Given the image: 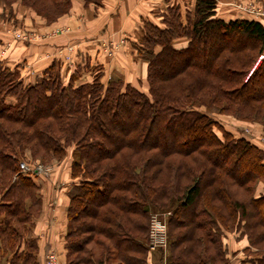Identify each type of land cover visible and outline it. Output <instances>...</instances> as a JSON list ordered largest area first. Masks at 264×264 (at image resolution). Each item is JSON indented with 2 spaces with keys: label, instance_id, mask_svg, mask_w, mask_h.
Instances as JSON below:
<instances>
[{
  "label": "trees",
  "instance_id": "trees-1",
  "mask_svg": "<svg viewBox=\"0 0 264 264\" xmlns=\"http://www.w3.org/2000/svg\"><path fill=\"white\" fill-rule=\"evenodd\" d=\"M18 1L46 24L72 7ZM216 7L179 0L142 19L131 46L146 92L95 62L67 76L52 59L26 81L22 63L0 61L1 261L39 264L42 195L19 161L59 163L71 146L60 264H148L153 212H169L156 264H229L238 252L240 264H264V149L199 109L264 128V23Z\"/></svg>",
  "mask_w": 264,
  "mask_h": 264
},
{
  "label": "crops",
  "instance_id": "crops-1",
  "mask_svg": "<svg viewBox=\"0 0 264 264\" xmlns=\"http://www.w3.org/2000/svg\"><path fill=\"white\" fill-rule=\"evenodd\" d=\"M171 1L174 0H103L102 6L96 8L92 5H82V0H72L69 12L50 24L44 23V20L39 16L24 17L22 14H17L18 19L21 18L25 21L23 23L25 30L32 33L46 35L53 28L62 26H69L70 32L45 36L32 42L17 41L15 44V40L4 35V38H0V61L11 67L22 63L21 75L26 81H30L52 59L58 61L60 65L62 64L61 71L63 70L68 76L75 63L78 64L77 59L74 57V61L70 65L63 64L60 61L58 50L67 44H72L75 50L84 52V60L101 64L105 72H109L110 78L117 75L116 72L119 71L117 69L120 67L121 70H124L122 73H125L123 74L125 82L138 85L139 73H142L144 78V63H141L140 66L130 65L129 70L122 69V65H119L122 62L118 59L119 56L108 60L107 63V58H104V54L100 51L99 42L104 39L115 42L123 40L115 54L125 53L132 40L134 41L139 34L142 19L157 22L158 17L155 15V10H164ZM240 5L251 7L254 10L259 9L262 13L257 15L255 12L241 8ZM216 11L220 17L226 20L248 18L260 19L264 23V0H217ZM1 27L4 28V26ZM6 27L7 24L4 29H7ZM2 28H0V33H2ZM101 55L103 56L101 57ZM90 79L91 75L86 71L80 73L76 82H85ZM261 148L264 149V147ZM64 180L67 183L62 180L61 186L57 189L52 188V185L47 181L42 183L37 181L42 195V210L34 221L33 236L38 245L39 264H44L45 254L49 250L57 251L60 258L63 259L62 237L65 231V209L68 202V198H66L67 175ZM147 263L150 264L149 261ZM0 264L6 263L0 260Z\"/></svg>",
  "mask_w": 264,
  "mask_h": 264
},
{
  "label": "rangeland",
  "instance_id": "rangeland-1",
  "mask_svg": "<svg viewBox=\"0 0 264 264\" xmlns=\"http://www.w3.org/2000/svg\"><path fill=\"white\" fill-rule=\"evenodd\" d=\"M177 1L178 0L171 1L169 3V5L173 4V3L176 4ZM179 4H180V2H179ZM160 11L161 10H155V14H157ZM17 14L18 15L22 14V15H24V17H27V16L32 17L35 15L31 10H29V8L21 5L18 0L15 1L10 8L9 7H3V3H2V1H0V25L4 26V28H5V24H7V27H6L7 29H4L0 26V28H2L1 29L2 33H0V38H2V37L4 38V35H6L7 38L10 37L11 40H13V33L12 32L15 29L27 31V30H25V26L23 24L25 21H23V19H21V18L18 19L19 16L17 18ZM27 32H30V31H27ZM135 36H134V38H135ZM17 41H19V40L15 39L14 44ZM83 54H84V52L82 53L78 49L76 50L74 57H75V59H77L78 65L79 64L83 65L86 61V60H84L85 57L83 56ZM102 56L103 55H101V57ZM118 56H119L118 59L122 60V62H121L122 64L120 63L119 65L120 66L122 65L121 66L122 69L124 68L125 70L126 69L129 70L130 65L140 66L141 63H143L142 60L140 58H138L136 52L134 51V48L131 45L128 47V50H125V53L124 52L116 53V54L114 53L110 56L104 55V58L105 57L107 58V63H108V60H111L112 58H115ZM126 58H127V60H126ZM76 65L77 64L75 63V66ZM79 70L81 71L82 68ZM117 70H119V71L116 72L117 75H115V77H121L122 79L124 78V80H125V76L123 75L125 73L124 72L122 73V71H124V70H121L120 67ZM62 72H64V71L62 70ZM91 72L93 74L95 72V70H92ZM108 73L109 72H106V78H108ZM121 73H122V75H121ZM139 76H140V78L138 79V85L142 91L146 92L147 87H146V83H143L144 78L142 76V73H139ZM111 78H113V77H111ZM108 79H110V78H108ZM199 109L207 112V114L210 115L213 119H215L221 126H223L224 129L231 131L235 136H244V137L252 140V142L258 144L259 147H264V144L261 140V138L264 136V128H262L261 125L256 124V123L238 121V120H236L230 116L218 114L214 110H207L204 107H199ZM218 134H219V132H218ZM71 159H72V147L70 146L67 149V156L59 163H57V162H50V163L36 162V163L30 164V163H27L25 161L24 162L30 166H33L35 164H42L46 168L49 167L50 169H48L47 171L43 170L44 172H41V173H37V172L33 171L32 173H34V177H35L36 182L39 181V183H42L43 181H47L48 183H50V185H52V188L57 189V188H59V186H61L60 182L62 180L65 181L64 179H65L66 175H67L68 183L70 181L69 164H70ZM65 183H67V182L65 181ZM153 213H160V212H153ZM153 213H151V215ZM163 213H167V212H163ZM166 248H167V246L165 248H163V250H164L163 254L164 255L167 254ZM155 250L150 251V254H149V263L150 264H154V263L156 264V262H157V257H158L157 255L158 254L156 255L157 252ZM164 255H163L162 261H166V259L164 258ZM242 259H244V256L238 252L235 255L230 257V259H229L230 263L229 264H240L239 261H242Z\"/></svg>",
  "mask_w": 264,
  "mask_h": 264
},
{
  "label": "built area",
  "instance_id": "built-area-1",
  "mask_svg": "<svg viewBox=\"0 0 264 264\" xmlns=\"http://www.w3.org/2000/svg\"><path fill=\"white\" fill-rule=\"evenodd\" d=\"M241 8L246 9L250 12H255L257 15L262 13L259 9L254 10L251 7L247 6H241ZM70 32L69 26H62V27H55L53 28L49 33L46 35H38L32 32H27L24 30H18L15 29L13 33V40H19L23 42H32L35 40L42 39L45 36H53V35H59V34H66ZM123 40L120 41H114V40H102L100 41V51L102 54L106 56H110L115 53V51L118 49L119 44L122 43ZM58 53L60 55V61H62L63 64L70 65L74 61V55L76 53L75 47L72 44H67L63 48L58 50ZM108 78H110L108 76ZM263 144H264V136L261 138ZM20 172L23 173H29V172H37L41 173L44 172L43 170L50 169L49 167L46 168L42 164H35L33 166L28 165L24 161H19L18 163ZM167 213H153L150 217V223H149V231H148V241L147 246L150 251H153L155 249H163L166 247L167 244ZM44 264H60V255L55 250H49L44 257Z\"/></svg>",
  "mask_w": 264,
  "mask_h": 264
}]
</instances>
